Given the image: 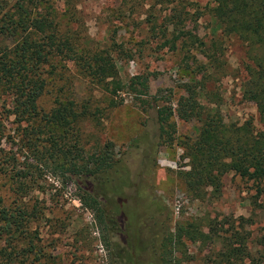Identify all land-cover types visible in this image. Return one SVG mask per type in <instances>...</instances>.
Masks as SVG:
<instances>
[{
    "label": "rangeland",
    "instance_id": "374dc122",
    "mask_svg": "<svg viewBox=\"0 0 264 264\" xmlns=\"http://www.w3.org/2000/svg\"><path fill=\"white\" fill-rule=\"evenodd\" d=\"M16 1L6 0L10 14ZM48 5L61 34L85 52L111 58L121 89L111 93L92 85L68 57L52 59L44 67L47 86L38 107L49 114L58 102L73 101L77 111L84 109L68 134L49 126L30 134L38 123L17 122L8 113L10 97L0 93V200L28 214L26 240L38 252L19 255V264H213L221 236L235 231L256 257L264 236V178L254 182L229 172L220 194L207 189L196 199L180 177L189 170L180 144L197 137L200 128L175 111L186 87L221 124L252 120L264 129L255 103L243 96L245 47L222 33L210 13L214 0H49ZM135 77L147 85V95L134 91ZM164 106L173 110L170 144L159 137L157 110ZM53 145L89 154L107 145L120 161L119 172L109 179L73 177L60 169L65 161L50 157ZM88 193L101 211L85 205ZM190 223L201 225L211 240L166 242L179 225Z\"/></svg>",
    "mask_w": 264,
    "mask_h": 264
},
{
    "label": "trees",
    "instance_id": "16d2710c",
    "mask_svg": "<svg viewBox=\"0 0 264 264\" xmlns=\"http://www.w3.org/2000/svg\"><path fill=\"white\" fill-rule=\"evenodd\" d=\"M48 3L49 0H17L13 8L15 14H10L8 9H12L8 8L6 0H0V44H3L0 48V93L10 97L11 110L8 113L17 122L38 123L30 134L42 133V129L48 126L65 134L86 113L84 109L77 111L73 101L58 102L49 114L39 110L38 102L47 86L44 67L52 59L68 57L92 85L104 87L111 93H115L116 88L121 89L120 82L115 81L117 71L111 58L85 52L74 38L61 34ZM210 13L224 35L237 38L245 47L247 62L243 96L255 103L257 121L264 127V0H214ZM189 38L194 41L193 36L189 35ZM135 82L139 88L134 91L147 95V85L138 77L132 80V85ZM185 91L187 96L178 101L175 111L180 119L194 120L200 125L197 137L185 138L180 144L182 158L187 160L189 167V170L180 172L187 191L196 199L201 198L207 189L212 195L220 194L222 178L229 172L254 182L262 180L264 129H256L252 120L241 125H223L198 103L195 91L187 87ZM172 115L173 110L166 106L157 110L159 137L164 144L175 140V127L170 122ZM50 157L54 161L55 158L65 161L66 164H60V169L77 178L105 176L109 179L111 173L117 175L120 167V161L115 159L107 145L97 154L84 153L81 147L72 150L53 145ZM123 172L120 176L126 179L127 173ZM119 190L114 186V193ZM1 203L0 200V264H19L22 263L19 255L38 254L31 241L26 240L28 214L20 206L8 208ZM84 203L101 211L100 202L92 194H87ZM110 226L116 231L114 222ZM141 230L139 233L143 232ZM184 239L193 243L211 240L201 225L190 223L179 225L166 242L173 246L182 244ZM220 239V250L212 259L213 264H264V236L256 257L251 254L246 238L238 231Z\"/></svg>",
    "mask_w": 264,
    "mask_h": 264
},
{
    "label": "flooded vegetation",
    "instance_id": "af4514ba",
    "mask_svg": "<svg viewBox=\"0 0 264 264\" xmlns=\"http://www.w3.org/2000/svg\"><path fill=\"white\" fill-rule=\"evenodd\" d=\"M139 262H141V261H139ZM139 264H141V263H139Z\"/></svg>",
    "mask_w": 264,
    "mask_h": 264
}]
</instances>
